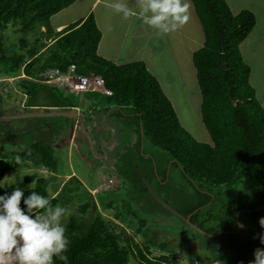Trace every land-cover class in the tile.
Returning a JSON list of instances; mask_svg holds the SVG:
<instances>
[{"label": "trees", "instance_id": "16d2710c", "mask_svg": "<svg viewBox=\"0 0 264 264\" xmlns=\"http://www.w3.org/2000/svg\"><path fill=\"white\" fill-rule=\"evenodd\" d=\"M75 1L0 0V64L4 74L12 76L20 72L41 81L47 69L57 68L60 72H67L73 65L76 74L102 76L105 87L111 91L106 96L113 102L114 108L121 114L125 110L136 117L135 124L130 127L138 133V144L147 137L153 145L166 151L171 164L198 192L213 187H230L241 180L256 183L255 204L248 206L243 200L229 201L220 214L219 225L205 233L235 232L242 225L243 215H253L260 239L264 234V227L261 231L259 223V219L264 217V107L249 83L250 67L243 61L239 49V44L255 25V15L247 9L233 14L226 0H190L204 34L203 45L192 54L202 95L201 119L210 138L209 142H203L181 126L173 105L143 61L116 64L97 54L101 31L92 12L60 31L53 30L51 16ZM10 23L14 26L19 24V30H33L37 34L25 53L10 54L9 48L4 46L1 33ZM42 47L45 49L41 51ZM21 81L27 84L30 80ZM28 88L26 86L25 89L29 94ZM89 123L91 127H88ZM77 125L81 127V118L77 120ZM85 126L93 130L90 128L95 126L94 118L84 121L82 128L86 129ZM39 141L43 139L33 143ZM43 142V147L35 143L33 148L11 157L0 151V180L7 171L24 161H30L36 168L54 171L56 165L49 149L53 140ZM17 156L21 158L20 163H17ZM152 174L156 175L158 183L167 181L165 170L162 176ZM35 176H24L28 182L36 180L34 187L26 189L24 197L36 191L48 197L55 206L58 198L49 196L48 178ZM145 177L144 173L137 177L140 190L147 192L150 199L164 209L159 213L175 216L155 200L141 180H146ZM207 191L204 194L209 197ZM210 198L182 213L202 230L206 229L197 217L200 208L208 204ZM21 207L26 209L23 198ZM90 212L88 219L80 220L73 215L66 222V235L71 241L70 249L65 253L67 264H127L131 255L141 264H172L169 254L150 257L149 249L136 242L123 225L106 220L95 207ZM53 260L54 264H65L56 257Z\"/></svg>", "mask_w": 264, "mask_h": 264}, {"label": "rangeland", "instance_id": "374dc122", "mask_svg": "<svg viewBox=\"0 0 264 264\" xmlns=\"http://www.w3.org/2000/svg\"><path fill=\"white\" fill-rule=\"evenodd\" d=\"M86 1L79 0L69 8L82 12L84 4L87 5ZM123 1L128 5L132 3L131 0ZM79 7L83 8L79 9ZM103 9L104 7L97 8L99 18L103 15ZM62 10L61 13L50 18V25L55 22L56 18L65 16L64 14L70 9ZM92 11L94 9L90 12ZM193 12L194 15L193 13L190 15L192 14V19L195 20L197 15L194 7ZM112 15L113 18L123 19L122 14L113 12ZM198 22L202 29L199 19ZM120 24V27H123L122 21ZM19 27V24L14 26L10 23L1 33L4 46L9 48L10 54L25 53L37 37L35 31H23L19 30ZM134 27L132 22L126 26L124 31L132 35L135 31ZM139 28L143 30L147 29V26L142 23ZM41 30L44 28L41 27ZM155 37L164 39L168 38V34ZM41 40L43 41L44 38ZM141 40L143 41L142 38ZM44 49L45 47H42L41 51ZM106 49L107 46L104 45L103 50ZM169 55V51L157 54V64L166 66L164 60H167ZM7 76L10 75L4 74L3 65L0 64V101L3 105L0 108V115L1 112L7 115L8 112H13L14 115L18 111L24 114L31 112L33 109L29 104L27 108H21V101L26 98L21 92L27 89L15 83L23 75L19 72L17 75H12L9 80ZM41 83L38 80L24 83L29 87V102L32 103L39 95L45 96L47 91L54 93L56 99L59 100L55 102L70 105L81 103L84 105L83 109L90 108L94 113V124L97 129L94 133L86 126V129H83L77 125L73 129L70 125L71 121L63 116L20 120L0 117V144H4L3 152L9 157L33 148L32 144L36 143L33 142L38 139L57 140L59 136L56 137V135L62 134L61 127L65 128V134L73 129V138L69 147L65 144L61 149H53L52 146L49 148L56 165L54 171L37 169L31 165L30 161H24L20 166L7 171L0 180V195L5 192L11 194L16 187H21L24 192L34 187V184L31 185L32 181L24 180L25 175L47 177L49 196H56L58 198L56 205L59 204L70 210L71 214L65 222L73 215L80 220L88 219L91 215L90 211L95 207L106 220L123 225L136 242L143 248L149 249L150 257L169 254L172 264H249V261L255 259V249H264V245L260 244L261 240L257 236L256 218L253 215H243L241 218L243 227L239 225L235 232L204 233L219 225L220 214L226 209L229 201L243 200L248 206L256 203L257 186L254 181L241 180L230 187H213L208 191L198 192L194 186L188 184L182 172L171 164L166 151L153 145L147 137H144L138 144L140 141L138 133L130 127L131 124H135L136 117L125 110L122 114L119 113L101 89L95 88L75 93L58 81ZM186 85L187 88L185 85L181 88L173 85L164 86V88L181 126L197 140L209 142V133L201 119L202 95L196 76L195 79H187ZM45 97L46 100L49 99L47 95ZM103 110L107 115L103 114ZM86 114L89 115L87 112ZM69 118L71 120V117ZM106 125L109 128H105ZM43 141L36 144L43 147L45 145ZM94 165L96 167H93ZM164 170L167 173V181L158 183L156 175L152 172L162 176ZM143 173L157 195L181 214L211 196L209 203L200 208L197 217L198 222L201 221L206 230L202 232L196 228L195 224H188L178 217L159 213L164 209L153 202L147 192L140 190L137 177ZM206 191L210 193L209 197L204 194ZM262 229L263 227L261 231ZM127 264H141V262L131 255Z\"/></svg>", "mask_w": 264, "mask_h": 264}, {"label": "crops", "instance_id": "0c3cea01", "mask_svg": "<svg viewBox=\"0 0 264 264\" xmlns=\"http://www.w3.org/2000/svg\"><path fill=\"white\" fill-rule=\"evenodd\" d=\"M77 1L79 0L73 2L69 7L75 5ZM114 2H116V0H87V5L84 4L85 7L82 9V12L76 9L71 10L72 8L67 7L63 10H70L64 14L65 16L56 18L51 27L56 32L60 31L64 27L78 20L84 19L89 14V12L94 9L92 13L94 15L96 24L101 31V38L97 46V54L99 56L117 64L131 61H143L146 65V68L156 78L167 97L169 95L164 86L173 85L177 88H181L185 85L187 88V79H195L196 76V70L192 62V54L204 43L203 30L199 26L197 16L196 19L193 20V16L191 14L189 21L184 26L178 28L176 31L168 33V38L166 37L161 39L160 37H155L158 36L157 31L148 25H146L147 29L141 30L139 27L142 26L143 22H141V20L137 17L133 16L129 17L128 19L113 18L114 16L112 13L114 11L108 7V5ZM131 2V5L128 6L138 11V5L136 4L135 0H131ZM189 2L191 5L190 13H193L194 15L192 2L190 0ZM226 2L233 14H237L242 9H247L255 15V25L249 35L239 44V49L243 61L250 67L249 83L254 88L257 99L264 107V0H226ZM102 7H104V11H102L103 15H101L99 18V12L97 8ZM81 8L83 7H79V9ZM58 13H61V11L57 12L51 17L56 16ZM120 21L123 22V27H120ZM132 22L135 26V31H133V34L131 35L128 31H124V29ZM194 24L195 28H193ZM194 33H197L198 35ZM128 38L130 39L128 40ZM104 45L107 46L105 51L103 50ZM163 51H169L170 54L169 58L164 60L166 65L164 67L163 65L160 66L157 64V54ZM7 77L8 80L11 78V76ZM24 78V80H37L27 76ZM15 83L20 84L24 89L26 88V85L21 83V81ZM22 91L29 96L26 90ZM44 95H47L49 99L46 100L45 96L39 95V97H37V99L33 100L31 103L29 102L30 100L28 98L26 106L29 104L30 108H69L76 109L77 113L81 111H87L83 109L84 105L81 103L79 105H70L62 102H55L59 100L56 99L53 92L46 91ZM9 104H11V102H9ZM26 106L25 108H27ZM2 107L3 105L1 104L0 108ZM89 110L91 109L89 108L88 111ZM4 115L5 114L2 113V116ZM8 115L13 116L14 114L13 112H8ZM78 119H80V117H77V120ZM88 127H91L90 123ZM70 136L73 137L72 132ZM0 145V151L3 152V148H5L4 144Z\"/></svg>", "mask_w": 264, "mask_h": 264}, {"label": "clouds", "instance_id": "9594fccd", "mask_svg": "<svg viewBox=\"0 0 264 264\" xmlns=\"http://www.w3.org/2000/svg\"><path fill=\"white\" fill-rule=\"evenodd\" d=\"M138 11L123 0L108 5L124 19L137 17L143 24L166 35L184 26L190 19L189 0H135ZM17 163L21 158L17 156ZM36 180L32 181L35 184ZM111 183V181H110ZM26 209L21 207V201ZM43 210V211H41ZM70 210L31 191L24 197V190L16 187L11 194L0 195V264H54L56 257L67 264L71 241L66 235V218ZM264 227V217L259 219ZM243 227V225H240ZM210 234V233H208ZM264 244V234L260 236ZM255 259L249 264H264V249L254 251Z\"/></svg>", "mask_w": 264, "mask_h": 264}, {"label": "built area", "instance_id": "2783aa9c", "mask_svg": "<svg viewBox=\"0 0 264 264\" xmlns=\"http://www.w3.org/2000/svg\"><path fill=\"white\" fill-rule=\"evenodd\" d=\"M74 66H70L67 72H60L57 68L47 69L43 74L42 83L60 82L75 93H82L90 89L99 88L105 95H110L111 91L105 87L104 79L98 74H76Z\"/></svg>", "mask_w": 264, "mask_h": 264}, {"label": "water", "instance_id": "95a60500", "mask_svg": "<svg viewBox=\"0 0 264 264\" xmlns=\"http://www.w3.org/2000/svg\"><path fill=\"white\" fill-rule=\"evenodd\" d=\"M33 110L31 112L28 113H20L18 111V113L16 115H13L12 118H16L18 120L20 119H24V118H35V117H59V116H63L67 119L70 120L69 117H71V122L70 125L71 127L74 129L75 127V122L77 120V117L81 118V127H83V123L84 121L91 120L93 118V112H91V110H89V115L88 116L86 114L87 111H81L79 113L76 112V109H69V108H60V109H45V108H32ZM87 112V113H88ZM3 117H7V116H3ZM87 120V121H88ZM77 126V124H76ZM73 129L72 132H73ZM64 131H62L63 133ZM88 136V135H87ZM72 137V136H71ZM69 137L70 142H72V138ZM142 180L144 181V184L146 185V187L148 188L149 192L152 194V196L155 198V200H157V202H159L160 204H162L163 206H165L167 208V210H169L172 214H174L175 216L179 217L180 219H182L183 221L187 222L188 224H192L189 222L188 216H183L179 211H177L176 209H174L173 207L169 206L168 204H166L150 187V185L146 182V180L144 178H142ZM194 226V225H193ZM198 230L204 232L201 228L196 227ZM205 233V232H204Z\"/></svg>", "mask_w": 264, "mask_h": 264}, {"label": "flooded vegetation", "instance_id": "af4514ba", "mask_svg": "<svg viewBox=\"0 0 264 264\" xmlns=\"http://www.w3.org/2000/svg\"><path fill=\"white\" fill-rule=\"evenodd\" d=\"M23 76L22 77H20V79L18 80V81H21V80H23V79H25L24 77H25V75L24 74H22ZM22 82V81H21ZM21 93H24V94H22V95H25L26 96V98H24L22 101H21V108H25V106H26V103H27V99H28V95L25 93V92H21ZM24 102H25V104H24ZM105 112V111H104ZM103 112V114H106L107 115V113L105 112L104 113ZM93 114V117H94V113H92ZM6 116H7V114H5ZM1 116H2V112H1ZM9 116V115H8ZM76 122H75V126H76ZM62 128V127H61ZM75 128V127H74ZM105 128H109V127H107V125L105 126ZM91 129H93V130H91V131H95L96 129H97V126L95 125L93 128H91ZM65 129H63L62 131H64ZM71 132L72 131H70V133H69V131H67L66 132V134L63 132L62 134L61 133H58L57 135H56V137L57 136H59V138L57 137V140H53V142H52V148L53 149H61V147H63L65 144L66 145H68V147L71 145V143L69 142L70 141V139H69V137H71L70 135H71ZM73 133V132H72ZM70 134V135H69ZM72 138V137H71ZM58 140H59V142H58ZM89 151V150H88ZM99 160V159H98ZM98 165L100 164V162L99 163H97ZM93 167H96L95 165L93 166ZM154 172V171H153Z\"/></svg>", "mask_w": 264, "mask_h": 264}]
</instances>
